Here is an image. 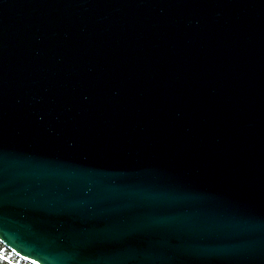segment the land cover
<instances>
[{
  "label": "water",
  "instance_id": "obj_1",
  "mask_svg": "<svg viewBox=\"0 0 264 264\" xmlns=\"http://www.w3.org/2000/svg\"><path fill=\"white\" fill-rule=\"evenodd\" d=\"M0 243L264 264V0H0Z\"/></svg>",
  "mask_w": 264,
  "mask_h": 264
},
{
  "label": "trees",
  "instance_id": "obj_2",
  "mask_svg": "<svg viewBox=\"0 0 264 264\" xmlns=\"http://www.w3.org/2000/svg\"><path fill=\"white\" fill-rule=\"evenodd\" d=\"M0 256H5L12 262V264H29L26 261L21 260L16 255H14L12 252H10L8 249H6L1 243H0ZM0 264H6V261L0 260Z\"/></svg>",
  "mask_w": 264,
  "mask_h": 264
},
{
  "label": "snow or ice",
  "instance_id": "obj_3",
  "mask_svg": "<svg viewBox=\"0 0 264 264\" xmlns=\"http://www.w3.org/2000/svg\"><path fill=\"white\" fill-rule=\"evenodd\" d=\"M22 259H27V257L25 256ZM0 260L6 261V264H12V262L10 260H8V258L5 256H0ZM30 264H37V260H31Z\"/></svg>",
  "mask_w": 264,
  "mask_h": 264
}]
</instances>
